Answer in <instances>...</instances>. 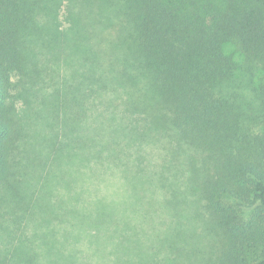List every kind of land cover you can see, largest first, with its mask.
<instances>
[{
	"label": "trees",
	"instance_id": "1",
	"mask_svg": "<svg viewBox=\"0 0 264 264\" xmlns=\"http://www.w3.org/2000/svg\"><path fill=\"white\" fill-rule=\"evenodd\" d=\"M231 44L241 63L227 51ZM72 56L79 70L56 100L96 117L83 137L67 135L83 152L68 171H84L91 191L103 181L102 167L112 171L117 161L105 134L168 136L185 151L189 173L183 193H166L176 237L159 244L175 246L192 233L178 228L194 212L186 195L196 193L211 219L215 262L264 264V0H0V205L13 221L12 205L25 198L22 173L39 161L29 155L41 143L18 105ZM64 122L50 125L57 141L46 139L48 149L64 147ZM84 226L77 230L88 239L84 261H94L93 245L113 242L118 223L97 201ZM39 258L19 246L0 252V264Z\"/></svg>",
	"mask_w": 264,
	"mask_h": 264
},
{
	"label": "rangeland",
	"instance_id": "2",
	"mask_svg": "<svg viewBox=\"0 0 264 264\" xmlns=\"http://www.w3.org/2000/svg\"><path fill=\"white\" fill-rule=\"evenodd\" d=\"M227 51L238 63L242 62L236 44L229 45ZM60 61L56 73L51 75L53 80L47 76L44 77L45 85H31L27 102L18 105L27 132L36 134L35 140L41 142L37 151L29 155L40 162L35 161L26 173L25 170L22 173L27 187L22 189L25 198L18 206L12 205L14 221L5 205H0V252L14 246L34 250L40 255L38 264H67L78 253L79 262L76 264H217L215 237L209 229L211 219L196 193L195 197H188L187 193L189 201L195 200L194 212L184 215L188 219L183 221L182 228H178L190 229L192 233L181 237L175 246L167 248L159 244L176 237L173 236L171 221L174 217L166 193L178 189L183 193V183L189 173L182 163L185 151L168 136H152L141 141L124 138L121 133L117 136L105 134L117 161L112 165V171L105 172L102 167L103 181L91 191L83 185L84 171H68L69 166H76L78 155L83 152L69 146L67 135L71 139L83 137L90 127L91 117L96 116L93 110L83 117L78 113L80 108L61 107L57 102L56 98L65 94L64 82L71 83L72 76L79 70L75 56ZM51 67L55 69L54 65ZM58 118H67V123H63L67 125L66 136L58 135V141L64 147L61 150H54L52 146L48 149L46 143L51 138L53 142L57 141L50 125ZM81 159L79 163L82 164ZM160 174L165 177V186L163 180L160 182ZM97 201L117 221L116 238L110 244H94L92 253L97 259L84 261L88 239L77 234V230L84 229L87 210L97 206ZM57 208L61 209L59 224L53 218ZM157 244L159 248L155 252L158 254L152 252Z\"/></svg>",
	"mask_w": 264,
	"mask_h": 264
}]
</instances>
